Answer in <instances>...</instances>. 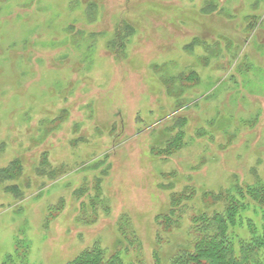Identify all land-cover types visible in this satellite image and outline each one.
Here are the masks:
<instances>
[{
	"label": "rangeland",
	"instance_id": "rangeland-1",
	"mask_svg": "<svg viewBox=\"0 0 264 264\" xmlns=\"http://www.w3.org/2000/svg\"><path fill=\"white\" fill-rule=\"evenodd\" d=\"M259 181L264 0H0V264L134 232L124 264H172L208 193Z\"/></svg>",
	"mask_w": 264,
	"mask_h": 264
},
{
	"label": "trees",
	"instance_id": "trees-1",
	"mask_svg": "<svg viewBox=\"0 0 264 264\" xmlns=\"http://www.w3.org/2000/svg\"><path fill=\"white\" fill-rule=\"evenodd\" d=\"M232 189L219 194L208 193L207 202L210 203L193 217L189 247L181 249L173 257L172 264H264V182L244 187L238 184ZM188 190L173 199L169 213L159 218L170 225H179L180 217L172 219L171 216L185 207L184 195L191 192ZM99 197L97 194L96 198ZM96 198L91 199L95 208L98 205ZM248 207L262 211L260 227L243 213ZM245 226L249 228L247 238L240 234ZM134 235L135 239L127 238V245L119 242L114 251L95 244L69 264H124L123 251L135 243L141 246L135 232Z\"/></svg>",
	"mask_w": 264,
	"mask_h": 264
}]
</instances>
